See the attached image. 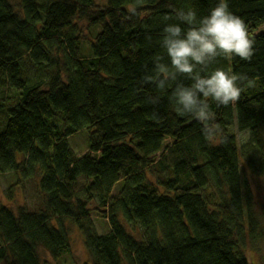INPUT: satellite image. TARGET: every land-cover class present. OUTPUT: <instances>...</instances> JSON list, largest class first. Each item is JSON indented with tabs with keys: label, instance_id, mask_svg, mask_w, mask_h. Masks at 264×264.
Segmentation results:
<instances>
[{
	"label": "trees",
	"instance_id": "obj_1",
	"mask_svg": "<svg viewBox=\"0 0 264 264\" xmlns=\"http://www.w3.org/2000/svg\"><path fill=\"white\" fill-rule=\"evenodd\" d=\"M216 2L0 0V173L19 176V188L35 179L40 198L33 210L0 203V263L46 264L39 249L60 260L73 226L84 264H255L264 239V191L255 200V183L264 184V0H229L255 38L252 59L203 70L246 75L235 105L210 102L207 121L180 116L171 89L146 79L158 57L167 60L160 38L176 10L204 16ZM234 128L248 132L243 146ZM84 130L89 149L77 156L69 138Z\"/></svg>",
	"mask_w": 264,
	"mask_h": 264
},
{
	"label": "clouds",
	"instance_id": "obj_2",
	"mask_svg": "<svg viewBox=\"0 0 264 264\" xmlns=\"http://www.w3.org/2000/svg\"><path fill=\"white\" fill-rule=\"evenodd\" d=\"M175 21L164 25L160 38L167 60L158 57L146 79L162 91L171 89L168 99L178 115L207 121L213 116L210 102L235 105L247 77L221 67L203 70L220 58L251 60L255 38L245 20L231 11L229 0H217L204 16L194 7L177 9ZM181 77L191 82L185 84Z\"/></svg>",
	"mask_w": 264,
	"mask_h": 264
},
{
	"label": "rangeland",
	"instance_id": "obj_3",
	"mask_svg": "<svg viewBox=\"0 0 264 264\" xmlns=\"http://www.w3.org/2000/svg\"><path fill=\"white\" fill-rule=\"evenodd\" d=\"M85 27V25H84ZM85 34H88L87 30H85ZM233 131L236 133V138L240 146H243L248 141V132L247 131H238L237 128H234ZM69 142L74 149L77 156H82L89 149V133L84 130L78 132L69 138ZM19 176L15 177L13 173H0V203L9 202L12 206H16L22 203H25L30 210H33L35 206L40 202V198L37 193L36 181L31 178L24 182V186L18 187L20 183H18ZM15 180V181H14ZM256 185V198L255 200L259 201L263 199V191L264 184L263 183H255ZM12 187L11 193L12 196H9L7 190L9 187ZM120 185L115 188V192L120 189ZM10 198V199H9ZM9 199V200H8ZM93 219L97 230L99 233H105L108 231V222L106 219L93 214ZM71 235V249L70 252L64 254L60 260H53L52 257L42 249H39V253L41 251L43 259H47L49 262L46 264H84L86 263V259L88 261V257L86 254L85 246H84V238L83 234L80 232L79 228L71 226L70 229ZM264 238V235H263ZM255 251L253 252L254 258L252 259L255 264H264V239L259 243L258 246H253ZM257 250V251H256ZM250 252L249 254H252ZM4 264V263H0Z\"/></svg>",
	"mask_w": 264,
	"mask_h": 264
}]
</instances>
